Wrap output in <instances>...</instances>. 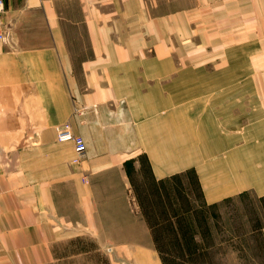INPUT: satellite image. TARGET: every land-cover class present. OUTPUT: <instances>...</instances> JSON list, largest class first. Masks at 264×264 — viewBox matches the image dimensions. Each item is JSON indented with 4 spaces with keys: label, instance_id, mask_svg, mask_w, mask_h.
I'll list each match as a JSON object with an SVG mask.
<instances>
[{
    "label": "crops",
    "instance_id": "obj_1",
    "mask_svg": "<svg viewBox=\"0 0 264 264\" xmlns=\"http://www.w3.org/2000/svg\"><path fill=\"white\" fill-rule=\"evenodd\" d=\"M0 33V264L187 255L151 225L172 175L264 197V0H4Z\"/></svg>",
    "mask_w": 264,
    "mask_h": 264
},
{
    "label": "rangeland",
    "instance_id": "obj_2",
    "mask_svg": "<svg viewBox=\"0 0 264 264\" xmlns=\"http://www.w3.org/2000/svg\"><path fill=\"white\" fill-rule=\"evenodd\" d=\"M178 183L187 192L186 215L192 223L200 221L194 227L204 233L201 246L205 253L195 260L188 254L184 259L178 255L181 264H264V241L259 234L264 225V199L249 191L201 206L195 179L182 176ZM175 199L176 206L181 199Z\"/></svg>",
    "mask_w": 264,
    "mask_h": 264
},
{
    "label": "trees",
    "instance_id": "obj_3",
    "mask_svg": "<svg viewBox=\"0 0 264 264\" xmlns=\"http://www.w3.org/2000/svg\"><path fill=\"white\" fill-rule=\"evenodd\" d=\"M180 178V174L168 177L166 180L167 183L170 184L168 190H164V185L162 183L161 187L163 190L161 191L159 199L154 203L156 207L152 208V210L154 209L153 211L159 213L169 211L171 214L170 217L166 216L161 219L162 221L154 220L155 218H153L154 221L151 225L153 227L156 242L159 246L160 241L164 242V239L162 240L160 237L163 234H168L170 236L171 244L180 245V247H183V249L188 252V255L195 260L198 256H203V254H205L202 250L204 249V246H201L199 241L194 238L198 233L194 226L195 224H198L199 227L200 221L198 220L197 222L192 223V220L186 215L184 201L187 200V196L185 195L187 192L185 189H182L181 184L177 183V186L175 185L176 182H179ZM177 197L181 200H179V204L175 206V198ZM261 199H264V197ZM198 202L201 206L208 205L205 204L202 199H199ZM202 235H204V233ZM162 251H164V249ZM179 256L161 254V259L164 264H181L178 261V259H180ZM181 256V259H184V255Z\"/></svg>",
    "mask_w": 264,
    "mask_h": 264
},
{
    "label": "built area",
    "instance_id": "obj_4",
    "mask_svg": "<svg viewBox=\"0 0 264 264\" xmlns=\"http://www.w3.org/2000/svg\"><path fill=\"white\" fill-rule=\"evenodd\" d=\"M3 8H4V0H0V13L1 11H3ZM0 40L9 42L10 38L6 34L0 33ZM55 131L58 140H67V139L74 140V150L78 155L84 150L85 144L83 140L80 137H77L73 134L71 130V125L68 121L57 124L55 126ZM78 155L73 158L74 161L78 159Z\"/></svg>",
    "mask_w": 264,
    "mask_h": 264
}]
</instances>
